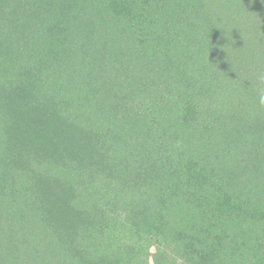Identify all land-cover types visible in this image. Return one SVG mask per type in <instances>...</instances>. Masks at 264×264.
<instances>
[{
	"label": "rangeland",
	"instance_id": "374dc122",
	"mask_svg": "<svg viewBox=\"0 0 264 264\" xmlns=\"http://www.w3.org/2000/svg\"><path fill=\"white\" fill-rule=\"evenodd\" d=\"M261 96L264 0H0V264H264Z\"/></svg>",
	"mask_w": 264,
	"mask_h": 264
},
{
	"label": "trees",
	"instance_id": "16d2710c",
	"mask_svg": "<svg viewBox=\"0 0 264 264\" xmlns=\"http://www.w3.org/2000/svg\"><path fill=\"white\" fill-rule=\"evenodd\" d=\"M108 197H113V195H108ZM108 227H111L108 225ZM104 234H107V239H105V243L110 245L108 247H111L113 250V253L117 256H127L129 254L133 253L134 243L135 240L132 238L134 237L132 234H120V232L117 229H114L113 227L108 229ZM160 256V251L158 249L155 252V260ZM156 262V261H155ZM160 262L157 259V264Z\"/></svg>",
	"mask_w": 264,
	"mask_h": 264
},
{
	"label": "clouds",
	"instance_id": "9594fccd",
	"mask_svg": "<svg viewBox=\"0 0 264 264\" xmlns=\"http://www.w3.org/2000/svg\"><path fill=\"white\" fill-rule=\"evenodd\" d=\"M260 103H261V104H264V96H261V97H260Z\"/></svg>",
	"mask_w": 264,
	"mask_h": 264
}]
</instances>
